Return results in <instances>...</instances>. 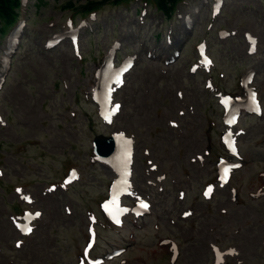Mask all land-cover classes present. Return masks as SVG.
I'll return each instance as SVG.
<instances>
[{"label": "rangeland", "instance_id": "rangeland-1", "mask_svg": "<svg viewBox=\"0 0 264 264\" xmlns=\"http://www.w3.org/2000/svg\"><path fill=\"white\" fill-rule=\"evenodd\" d=\"M86 1L23 0L0 36V264H87L92 227L96 264H264V0H224L217 15L213 0H184L169 18L144 0H91L100 10L82 16ZM110 49L134 66L105 122L93 90ZM253 89L261 116L242 110L226 126L223 100ZM115 134L131 144L127 178L92 153ZM113 185L120 228L101 207ZM140 200L149 209L136 217ZM115 247L124 253L107 260Z\"/></svg>", "mask_w": 264, "mask_h": 264}, {"label": "trees", "instance_id": "trees-1", "mask_svg": "<svg viewBox=\"0 0 264 264\" xmlns=\"http://www.w3.org/2000/svg\"><path fill=\"white\" fill-rule=\"evenodd\" d=\"M121 3L127 0H115ZM153 4L158 11L164 13L169 17L180 0H147ZM70 7L71 4H68ZM21 7V0H0V35H4L8 28H11L19 18V10ZM100 7L97 2L87 0L85 5L81 6V12L89 13L95 11Z\"/></svg>", "mask_w": 264, "mask_h": 264}, {"label": "water", "instance_id": "water-1", "mask_svg": "<svg viewBox=\"0 0 264 264\" xmlns=\"http://www.w3.org/2000/svg\"><path fill=\"white\" fill-rule=\"evenodd\" d=\"M116 148H119V145L114 137L110 138H95L93 142L94 153L102 158H109L113 155Z\"/></svg>", "mask_w": 264, "mask_h": 264}, {"label": "snow or ice", "instance_id": "snow-or-ice-1", "mask_svg": "<svg viewBox=\"0 0 264 264\" xmlns=\"http://www.w3.org/2000/svg\"><path fill=\"white\" fill-rule=\"evenodd\" d=\"M116 108L118 109V108H119V105H117ZM106 118H107V117H106ZM226 171H227V170H226ZM210 191H211V189H209V192H210ZM206 195H208V192H206ZM141 207L147 208V205L142 203V204H141ZM37 215H39V214H37ZM27 231L30 232L31 229H27Z\"/></svg>", "mask_w": 264, "mask_h": 264}, {"label": "bare ground", "instance_id": "bare-ground-1", "mask_svg": "<svg viewBox=\"0 0 264 264\" xmlns=\"http://www.w3.org/2000/svg\"><path fill=\"white\" fill-rule=\"evenodd\" d=\"M7 59H8V58H5V61H6ZM98 80H99V79H98ZM97 84H98V83H97ZM97 86H98V85L95 86L94 91H95V89L97 88ZM119 159H120V158L117 157L116 162H118ZM116 162H115V164H117ZM147 210H148V209H147Z\"/></svg>", "mask_w": 264, "mask_h": 264}]
</instances>
